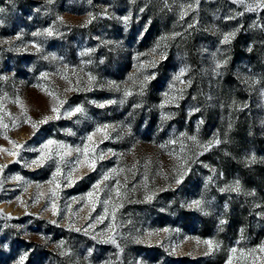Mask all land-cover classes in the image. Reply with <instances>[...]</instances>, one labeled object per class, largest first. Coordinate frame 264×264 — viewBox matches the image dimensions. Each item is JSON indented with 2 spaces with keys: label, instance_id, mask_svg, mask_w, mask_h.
<instances>
[{
  "label": "rangeland",
  "instance_id": "rangeland-1",
  "mask_svg": "<svg viewBox=\"0 0 264 264\" xmlns=\"http://www.w3.org/2000/svg\"><path fill=\"white\" fill-rule=\"evenodd\" d=\"M258 2L0 0V264H264Z\"/></svg>",
  "mask_w": 264,
  "mask_h": 264
},
{
  "label": "snow or ice",
  "instance_id": "snow-or-ice-1",
  "mask_svg": "<svg viewBox=\"0 0 264 264\" xmlns=\"http://www.w3.org/2000/svg\"><path fill=\"white\" fill-rule=\"evenodd\" d=\"M240 2L243 3L244 0H240ZM256 7H264V0H259V2L257 3ZM249 10H252V9H251V6H249ZM241 15H242V13H241ZM125 19H127V18H125ZM190 27H191V25H190ZM44 34H46V35H52V30H51V29H46V30L44 31V33H34V35H44ZM234 35H235V32H231V33H227V34H225V35L223 36V41H222V43H228V42H230V39H231ZM225 63H226V61H225ZM220 66H221V65H220L219 63H217V68H219ZM181 75H183V70H181ZM89 79L91 80V79H93V78H92V77H89ZM148 79H149V77H145V81L142 82V85H143V83H145ZM176 79L179 80V79H180V76H177ZM116 87H117V89L119 88V86H116ZM66 90H67V89H66ZM124 94H125L126 96H127V95H131V93L128 92V91H125ZM49 95H53V93H49ZM60 103L62 104L63 102L61 101ZM107 103H115V101H108ZM99 106H100V107H104L105 105H104V104H101V105H99ZM21 107H23V105H21ZM51 111H52L53 113H55V115L44 116L40 121H38V122H32V124H31L32 128H33V129H36L38 124H40V123H46L48 120H52V119H60V118H61L60 115H59V107H57V106H53V107L51 108ZM83 111H84V109H83L82 106H76L74 109H71V110H69V111H66L65 115H67V116H72V115H74L75 113H80V112H83ZM29 120H30V118H29ZM107 127H108V125H104L102 128H98L97 131H103V130H104L105 128H107ZM93 135H94V133L90 134V135L87 137V139H88V140H92ZM190 139H192L193 141H196V137H195V136L190 137ZM220 142H221V141H220L218 138H215V137H214L213 140L208 141L207 144L203 145V147L205 148V150H208V149H210L211 147H213L214 145L219 144ZM53 143H55V142L52 141V140H49V141L47 142V144L43 145V147L39 150L40 155L38 156V158H37L36 160H33V161H32V164H33V165L40 166V165H43L44 163H46V162L49 161V160H53V162L55 163L54 158H53L51 152H48V151H47L48 146L51 145V144H53ZM173 143H174V141H173ZM17 147H21V145H17ZM61 147H63V145H61ZM162 147H164V145H162ZM75 151H76V152H81L82 150H81L80 148H76ZM83 151H87V148H85ZM9 154H10V155H17V153H15V152H10ZM69 154H70V151L64 153V155H69ZM60 158L63 159V156H61ZM100 158H103V156H101ZM254 159H255V157H252V158L249 160V162H252ZM80 163H81V161H80L79 159H77V160L75 161V164H76V165H79ZM90 167L92 168V170H94V167H95V166H94V163L91 164ZM115 173H116V169H112L110 174H108V175H104V176H103V180H108V179H110L111 174H115ZM58 174H60V168H59V167L56 168V175H58ZM69 176H71V173H69ZM16 179H21V178H20V177H16ZM54 179H55V175H54ZM102 182H103V181L98 182L96 185L93 186V188H94V189H98V188H99V184L102 183ZM179 182H180V180H179V178H177V183H179ZM50 183H51V181H50ZM225 190H228V191H235V192H240V191H241V188H240V182H239V180H236V181L233 183V185L229 186L227 189H221V191H225ZM248 194H249V195H252V194H254V193H248ZM53 195H55V192H54V191H53ZM88 195L91 196L92 193H89ZM117 195H119V192H117ZM150 198H151V197H149V199H150ZM103 203H104L105 205H107V204L109 203V201H108V200H105V201H103ZM200 204H201V201L196 200V201H193V202H192V204L190 205V207H197V208H199V207H200ZM104 211L107 212V208H105ZM113 216H114V212H113ZM101 219H102V217H99V216H98V217H97V222H99ZM70 227H71V225H70ZM76 230L79 231V229H76ZM108 239H109L110 242L115 243V239H114L113 237H109ZM203 243H205V244L208 246L209 251H211L214 247H219V245H218V244H214V242H213L212 240H205V241H203ZM261 250H264V246H261ZM236 251H237V249H235V248H232V249H231V252H232V253H235ZM251 251L254 252L255 249H252ZM23 259H24V258L21 257V262H20V264H23ZM229 264H231V260H229Z\"/></svg>",
  "mask_w": 264,
  "mask_h": 264
}]
</instances>
